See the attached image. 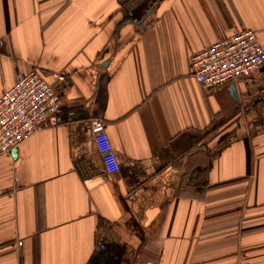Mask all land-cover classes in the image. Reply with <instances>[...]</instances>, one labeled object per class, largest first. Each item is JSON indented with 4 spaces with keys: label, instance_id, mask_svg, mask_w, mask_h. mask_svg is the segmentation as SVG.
I'll use <instances>...</instances> for the list:
<instances>
[{
    "label": "crops",
    "instance_id": "obj_1",
    "mask_svg": "<svg viewBox=\"0 0 264 264\" xmlns=\"http://www.w3.org/2000/svg\"><path fill=\"white\" fill-rule=\"evenodd\" d=\"M247 29L264 46V0H0V96L64 75V122L0 151V264H264V68L191 66Z\"/></svg>",
    "mask_w": 264,
    "mask_h": 264
},
{
    "label": "built area",
    "instance_id": "obj_2",
    "mask_svg": "<svg viewBox=\"0 0 264 264\" xmlns=\"http://www.w3.org/2000/svg\"><path fill=\"white\" fill-rule=\"evenodd\" d=\"M193 76L206 89L250 78L264 66V46L253 30H236L191 56ZM50 77V79H49ZM64 75L33 69L0 96V151L17 148L30 135L62 124L60 95L52 80ZM91 132L106 172L119 162L102 119H91ZM99 242L98 244H100Z\"/></svg>",
    "mask_w": 264,
    "mask_h": 264
},
{
    "label": "water",
    "instance_id": "obj_3",
    "mask_svg": "<svg viewBox=\"0 0 264 264\" xmlns=\"http://www.w3.org/2000/svg\"><path fill=\"white\" fill-rule=\"evenodd\" d=\"M263 68L264 67L261 68V71L263 70ZM231 92H232L233 96L235 97L236 96V90H235L233 84L231 85Z\"/></svg>",
    "mask_w": 264,
    "mask_h": 264
},
{
    "label": "trees",
    "instance_id": "obj_4",
    "mask_svg": "<svg viewBox=\"0 0 264 264\" xmlns=\"http://www.w3.org/2000/svg\"><path fill=\"white\" fill-rule=\"evenodd\" d=\"M108 231H109V229H108ZM110 232V231H109Z\"/></svg>",
    "mask_w": 264,
    "mask_h": 264
}]
</instances>
